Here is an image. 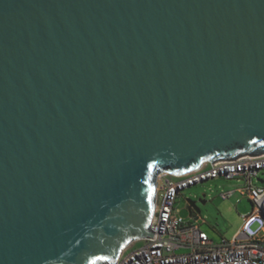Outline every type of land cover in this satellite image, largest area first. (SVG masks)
I'll return each instance as SVG.
<instances>
[{
  "label": "water",
  "instance_id": "95a60500",
  "mask_svg": "<svg viewBox=\"0 0 264 264\" xmlns=\"http://www.w3.org/2000/svg\"><path fill=\"white\" fill-rule=\"evenodd\" d=\"M263 153L264 0H0V264H115L160 171Z\"/></svg>",
  "mask_w": 264,
  "mask_h": 264
},
{
  "label": "built area",
  "instance_id": "2783aa9c",
  "mask_svg": "<svg viewBox=\"0 0 264 264\" xmlns=\"http://www.w3.org/2000/svg\"><path fill=\"white\" fill-rule=\"evenodd\" d=\"M263 170L264 153L243 154L234 160L207 159L181 174L160 171L156 176L155 208L150 222L154 236L129 242L115 264H264V185L255 183ZM219 176L245 181L244 185L223 192V198L240 192L254 207L243 215L244 222L232 238H223L220 244H215L201 229L199 221L205 219L197 215L195 222L186 220L175 202L184 188ZM137 242L142 244L130 250Z\"/></svg>",
  "mask_w": 264,
  "mask_h": 264
},
{
  "label": "rangeland",
  "instance_id": "374dc122",
  "mask_svg": "<svg viewBox=\"0 0 264 264\" xmlns=\"http://www.w3.org/2000/svg\"><path fill=\"white\" fill-rule=\"evenodd\" d=\"M264 179V170L260 175ZM255 183L264 185V182L256 179ZM245 184L243 179L227 178L219 176L195 185L184 188L178 195L175 207L179 214L186 220L195 222V216L199 215L205 219L200 220V226L215 244H220L223 238H232L241 228L244 217L253 210V203L247 196L235 192L229 198H223L221 194L225 191L235 189ZM161 185V183H160ZM162 191H160L161 193ZM188 199L197 201L200 211L191 208ZM201 200H205L202 202ZM142 244L137 242L130 250Z\"/></svg>",
  "mask_w": 264,
  "mask_h": 264
},
{
  "label": "trees",
  "instance_id": "16d2710c",
  "mask_svg": "<svg viewBox=\"0 0 264 264\" xmlns=\"http://www.w3.org/2000/svg\"><path fill=\"white\" fill-rule=\"evenodd\" d=\"M109 260V259H108Z\"/></svg>",
  "mask_w": 264,
  "mask_h": 264
}]
</instances>
